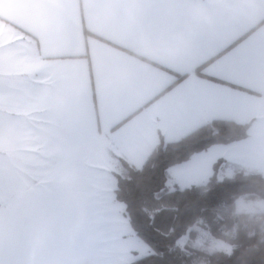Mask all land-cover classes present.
Returning <instances> with one entry per match:
<instances>
[{
    "label": "crops",
    "instance_id": "0c3cea01",
    "mask_svg": "<svg viewBox=\"0 0 264 264\" xmlns=\"http://www.w3.org/2000/svg\"><path fill=\"white\" fill-rule=\"evenodd\" d=\"M214 119L251 126L172 190L264 175V0H0V264H108L114 174Z\"/></svg>",
    "mask_w": 264,
    "mask_h": 264
},
{
    "label": "trees",
    "instance_id": "16d2710c",
    "mask_svg": "<svg viewBox=\"0 0 264 264\" xmlns=\"http://www.w3.org/2000/svg\"><path fill=\"white\" fill-rule=\"evenodd\" d=\"M250 126L214 119L175 142L159 137L141 166L125 163L124 172L114 174V199L124 205L128 228L150 249L131 264H264V213L254 217L236 211L241 198L264 200L263 174L235 168L220 177L218 160L205 181L164 190L171 167L210 147L244 139ZM195 226L228 244L229 250H183L194 238Z\"/></svg>",
    "mask_w": 264,
    "mask_h": 264
},
{
    "label": "rangeland",
    "instance_id": "374dc122",
    "mask_svg": "<svg viewBox=\"0 0 264 264\" xmlns=\"http://www.w3.org/2000/svg\"><path fill=\"white\" fill-rule=\"evenodd\" d=\"M119 173L121 174L123 171ZM219 176L223 177V175ZM170 187L171 184L169 185L166 183L164 190H172ZM236 211L238 213L246 212L254 217L258 216L264 213V200H248L241 198L236 202ZM194 231V238L186 243L184 247L182 246V249L186 252L200 254L213 250H229L230 247L228 244L211 237L203 227L195 226ZM131 232L132 231L129 229V233ZM131 234L132 235H127L126 239L118 245L117 248L119 251H111L108 253V264H131L135 259L150 253L149 247L141 242L133 232ZM184 242V239H182L181 244ZM112 248L113 246H110L111 250Z\"/></svg>",
    "mask_w": 264,
    "mask_h": 264
}]
</instances>
